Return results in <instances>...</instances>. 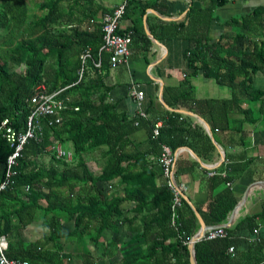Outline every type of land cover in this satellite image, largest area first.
<instances>
[{"label": "trees", "instance_id": "obj_1", "mask_svg": "<svg viewBox=\"0 0 264 264\" xmlns=\"http://www.w3.org/2000/svg\"><path fill=\"white\" fill-rule=\"evenodd\" d=\"M31 1L0 0V29L7 31L0 34V123L8 118L11 125L24 130L27 115L34 107L31 97L39 85H43L47 93L62 89L58 97L64 100L67 108L60 112L58 124L49 126L50 116L40 118L43 126L41 140L26 142L15 167V175L0 189V235L7 238L5 254L10 259L27 260L29 264H74L72 254L64 251V241L74 244L78 238L87 236L86 244L104 246L101 237L106 229H111L119 221L123 224L132 221L135 234L131 241L141 244L135 250H125L119 264H190L188 241L199 227L193 209L181 197L174 212L177 225L173 226L172 189L166 180L162 186H155V173L147 167L135 172L128 162L137 158L126 148L132 143L129 135L137 127L145 126L149 143L154 147L151 151L157 154L156 162L163 175L158 160L163 144L173 151L187 147L199 157L208 159L214 150L210 136L201 125H193L186 121L188 117L163 106L159 111L150 105L146 109L149 117L145 119L118 112L116 103L109 99L110 87L104 84L100 73L109 60L107 53H99L103 35L101 23L96 22L93 30L80 27L77 14L86 0H67V10L65 0H41L36 2V6L43 13L35 17L30 14ZM211 1L205 6L207 12L213 10ZM214 1L215 6H220L226 0ZM131 6L132 12L139 11L142 15L148 4L128 0L123 17ZM109 11L97 6L89 16L94 18ZM193 12L191 9L189 13L192 15ZM263 14L264 7H257L250 16L234 17L230 20L235 28L230 38L211 41L206 36L196 37L193 46L185 52L188 75L202 72L205 77L229 86L230 99H196L193 86L185 78L179 88H164L163 99L167 105L178 108L179 101L190 100L193 104L191 111L207 119L213 133L220 125L214 124L204 112H212L218 106L220 108L214 111L218 119L224 117L229 107L240 114L236 131L242 129L244 123L254 124L259 117L264 122V89L253 83L257 73H264ZM83 15H87L85 8ZM63 23L68 27L65 28ZM130 32L131 37L139 33L136 27ZM140 36L148 43L142 31ZM87 48L92 58L87 60L83 77L78 80L79 56ZM50 56L54 57L52 65H48ZM98 58L101 60L100 68L93 65ZM159 120L162 124L155 135L153 129ZM64 142L71 145V161L58 159L53 150H47L54 144L62 147ZM103 147L101 155L104 162L99 170L92 172L83 156ZM11 151L12 147L0 132V185ZM45 152H51L52 158L47 167L38 162L39 156ZM225 169V176L212 169V178L229 183L232 176L228 169L233 170V165ZM178 171L176 161L175 178ZM116 176H120L124 183L125 199L136 202L135 215L131 218L121 212L118 197L101 199L103 184ZM78 182L93 185L97 194H89L85 199L66 195L64 188L70 189ZM26 186L28 190H25ZM236 203L237 198L227 186L211 198L205 210L200 207L197 210L206 225H221L227 222ZM37 217L48 228V233L41 240L26 241L21 231ZM257 218L264 219V208L259 214L240 219L233 227H226L227 235L224 237L196 241V263L264 264V240L260 233H254V229L260 227ZM70 220L73 221V229L66 232L62 223ZM95 224L97 227L93 228ZM240 233L243 237L239 239L235 234ZM142 241L146 243L145 247ZM108 245L111 248L113 242L110 240ZM230 246L233 252L228 251ZM84 253L89 255V250L85 248Z\"/></svg>", "mask_w": 264, "mask_h": 264}, {"label": "crops", "instance_id": "obj_2", "mask_svg": "<svg viewBox=\"0 0 264 264\" xmlns=\"http://www.w3.org/2000/svg\"><path fill=\"white\" fill-rule=\"evenodd\" d=\"M122 1L86 0L85 4L80 5V11L77 14L80 19V27L93 30L95 23L101 22L102 16L98 14L91 18L89 16L90 12L97 6H103L111 10ZM139 1L148 4L145 12L142 15L139 14V11L132 12L131 6L128 14L119 22V30L124 33L132 31L133 27H136L139 31L137 35L132 37L128 64L112 65L107 60L106 68L100 71L104 84L110 87L109 99L116 103L118 112H124L127 116L135 117L138 105L136 98L132 95V89L134 88L143 92L142 108L145 111L150 105L155 106L159 111H162V106L168 110H182L183 112L179 113L188 117L186 118L187 122L193 125H201L207 132L201 121L202 119L210 127L207 119L191 111L190 106H193L191 101H179L178 108H170L163 99L164 88H179L183 80L188 78L193 86L196 99H230L231 89L229 86L219 84L214 79L205 77L202 72H198L194 76L188 75L185 52L193 46V40L196 37L206 36L211 41L223 37L225 39L230 38L235 29L230 20L248 14L250 16L255 8L264 7V0H226L220 6H215L216 2L214 0ZM209 1L213 3V10L207 12L205 6L210 3ZM64 7L66 10L69 7L67 0L64 1ZM84 8L87 12L85 16L83 15ZM191 9L194 10L192 15L189 13ZM262 19L263 21H260L264 22V14ZM63 26L68 27L67 23H63ZM169 30L173 32L169 33ZM141 31L148 39V43L140 36ZM262 74L264 75V73ZM253 83L255 86L264 89V82L257 77V74L254 76ZM219 108L220 106L216 110ZM216 110L207 112L203 108V111H206L204 112L206 116L214 124L220 125V127H215L214 133L210 127L212 136L210 138L214 144V150L209 154L210 158L199 157L189 148L180 147L177 157L179 171L176 175V182L182 188L183 196L188 198L197 212L198 207L205 210L211 198L229 186L237 198V203H239V207L233 216L230 218L229 214L225 223L226 227H233L240 219L248 215L259 214L264 208V122L260 117L258 118L256 113L258 119L254 124L244 123L242 129L236 131L235 127L238 126V119L241 118L240 114L229 107L226 109L224 117L218 119L214 113ZM147 117L149 115L144 119ZM157 123L161 126L162 121L159 120ZM226 123L227 127L225 126ZM148 134V129L142 125L129 135L132 143L126 149L128 152L133 153L137 160H130L128 165L135 172L143 167H147L149 171L154 172L153 184L158 187L164 184L165 177L161 174L156 162L157 154L151 151L154 147L149 143ZM207 134L209 135L208 132ZM104 149L103 147L83 156L90 171L96 172L102 166L104 158L101 155V150ZM67 150H72L71 145ZM194 161L197 164H193ZM229 165H233V170L228 169V174L232 176L229 184L223 180L217 182L209 175L210 170L215 169L217 173L222 170L226 171L225 168ZM146 176L149 180L150 177ZM108 184L111 185L110 189ZM64 192L66 195L71 194V197L79 196L82 199L87 198L89 194H97L93 185H85L84 182L74 183L70 189L64 188ZM102 192L101 199L112 196L121 200L119 207L127 218L135 215L136 202L128 198L125 199V187L120 176H116L110 182L103 184ZM140 215H137L138 218ZM258 221L260 224L258 233L264 240V219L260 218ZM136 222L139 223L140 221L137 220ZM197 222L199 225L198 231L200 228L198 218ZM131 223L132 221L123 224L119 221L114 223L111 229H106L101 237L104 246L98 244L95 247L93 244H86L87 236H82L74 244L68 240L64 241V251L72 254L74 264H81L84 261H88L89 264H119L125 250L126 252L135 250L141 244V242L131 241L135 234L132 230V225L135 226V223ZM96 224L92 227H97ZM62 227L66 232L71 231L73 221H64ZM21 232L26 241H35L41 240V237L48 233V228L42 224L40 217H37ZM235 235L239 239L243 237L241 233ZM110 240L113 242L111 248L108 245ZM145 245L146 243H143L144 247ZM85 248L89 250V255L84 253ZM237 249L239 250V248Z\"/></svg>", "mask_w": 264, "mask_h": 264}, {"label": "built area", "instance_id": "obj_3", "mask_svg": "<svg viewBox=\"0 0 264 264\" xmlns=\"http://www.w3.org/2000/svg\"><path fill=\"white\" fill-rule=\"evenodd\" d=\"M128 0H123L119 5L113 7L109 12H105L101 18V28H102V43L99 47V53L104 52L109 55V62L112 65L118 64H128L130 56V44L132 41L131 32L128 31L124 34H119V22L123 18L125 13V7ZM81 65L78 69V80L83 77L85 69L87 67V60L91 59L90 49H85L79 56ZM93 65L97 68L101 66V60L93 61ZM62 89L47 93L43 85H39L35 88V91L31 97V102L34 107L30 110L27 115L24 130H20L15 126L10 124L8 118H5L0 123V132L5 140L12 147L11 153L6 159V170L4 175V180L0 185V189L4 188L15 175V167L18 165V159L21 157L22 150L26 142L30 139L35 141L41 140V135L43 134V126L40 118L42 116H50L48 119V125L58 124L61 121L60 112L67 108L63 99L58 97ZM132 95L136 98L138 109L136 110V118H144L147 116L146 111L142 108L143 92L136 89H132ZM135 124H138L135 121ZM159 123H156L153 129L154 134H158ZM50 150L54 151V155L58 159H66L68 161L72 160V152L65 150L60 144H54L49 146ZM47 148V150H49ZM180 149L173 151L168 145L163 144L160 155L158 157L159 163L162 167L163 176L165 177L166 183L170 189L173 191V201H172V216L171 224L176 227L175 220V207L179 204L180 198H183V190L176 182L175 178V164ZM214 172L209 171V175ZM222 176L226 175V171L222 170L220 172ZM227 184H229L227 182ZM108 188L111 185L108 184ZM28 190V186L25 187ZM225 224L220 225L213 229H208L201 238L213 239L217 237H224L227 235L225 230ZM254 233H258L257 229H254ZM200 238V239H201ZM199 239V240H200ZM189 243V241H188ZM7 248V238L4 235H0V264H29L27 260H14L7 257L5 250ZM229 252H233V247L228 248Z\"/></svg>", "mask_w": 264, "mask_h": 264}, {"label": "water", "instance_id": "obj_4", "mask_svg": "<svg viewBox=\"0 0 264 264\" xmlns=\"http://www.w3.org/2000/svg\"><path fill=\"white\" fill-rule=\"evenodd\" d=\"M165 106H166V104H165ZM166 107H167V106H166ZM169 109H170V108H169ZM172 110H174V111H176V112H181V113L183 112L182 110H178V109H172ZM201 121L203 122V124H204V126H205L207 132L209 133V136L212 138L210 127H209L208 124H207L206 122H204L202 119H201ZM191 153L194 155V157H195L198 161H200V160L198 159V157H197L193 152H191ZM256 183H259V182H256ZM261 183H263V182H261ZM183 198H184V199L188 202V204L192 207V209L194 210V212H195V214H196V216H197V218H198V220H199V222H200V228H199V230H198V231H197V232L191 237V239L189 240V243H188V249H189V253H190V257H189L190 264H197V263H196V259H195L194 243H195L196 241H198L208 229H213V228H216V227H218V226H220V225H214V226H208V225H206L205 222H204V221L202 220V218L200 217L199 213L195 210L194 206L190 203V201L188 200V198H187L186 196H183ZM238 207H239V203H237V204L235 205V207L233 208V210L230 212V218L233 216V214L235 213V211L237 210Z\"/></svg>", "mask_w": 264, "mask_h": 264}, {"label": "rangeland", "instance_id": "obj_5", "mask_svg": "<svg viewBox=\"0 0 264 264\" xmlns=\"http://www.w3.org/2000/svg\"><path fill=\"white\" fill-rule=\"evenodd\" d=\"M38 1H41V0H32L31 2H30V14H31V17H35V16H38V15H40L42 12L37 8V6H36V2H38ZM7 33V31L6 30H3V29H0V34H2V35H4V34H6ZM54 59V57L53 56H50V60H48V65H52V61L53 60H51V59ZM18 70H20V69H18ZM257 77L258 78H261L262 80H263V82H264V75L262 74V73H257ZM263 86H264V83H263ZM62 147L64 148V149H68L69 147H70V144L69 143H66V142H64V143H62ZM48 149H49V147H48ZM90 154V153H89ZM94 154V153H93ZM92 154V156H94ZM96 154H98V152H96ZM95 154V155H96ZM38 162L41 164V165H43V166H45V167H47V166H49L51 163H52V158H51V152H45V153H43L42 155H40L39 156V158H38ZM98 164V163H97ZM96 164V165H97ZM63 228V227H62ZM27 238V237H26Z\"/></svg>", "mask_w": 264, "mask_h": 264}]
</instances>
